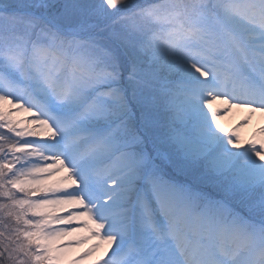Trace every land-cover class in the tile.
I'll list each match as a JSON object with an SVG mask.
<instances>
[{
    "label": "snow or ice",
    "instance_id": "snow-or-ice-1",
    "mask_svg": "<svg viewBox=\"0 0 264 264\" xmlns=\"http://www.w3.org/2000/svg\"><path fill=\"white\" fill-rule=\"evenodd\" d=\"M88 261L264 264V0H0V264Z\"/></svg>",
    "mask_w": 264,
    "mask_h": 264
},
{
    "label": "rangeland",
    "instance_id": "rangeland-1",
    "mask_svg": "<svg viewBox=\"0 0 264 264\" xmlns=\"http://www.w3.org/2000/svg\"><path fill=\"white\" fill-rule=\"evenodd\" d=\"M101 255H103V250L98 252L94 257H92L93 260L99 258ZM86 264H91V261L86 262Z\"/></svg>",
    "mask_w": 264,
    "mask_h": 264
},
{
    "label": "bare ground",
    "instance_id": "bare-ground-1",
    "mask_svg": "<svg viewBox=\"0 0 264 264\" xmlns=\"http://www.w3.org/2000/svg\"><path fill=\"white\" fill-rule=\"evenodd\" d=\"M232 123H234V121H232Z\"/></svg>",
    "mask_w": 264,
    "mask_h": 264
}]
</instances>
